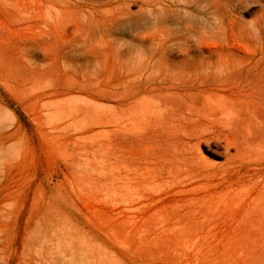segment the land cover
I'll return each instance as SVG.
<instances>
[{
	"label": "rangeland",
	"instance_id": "obj_1",
	"mask_svg": "<svg viewBox=\"0 0 264 264\" xmlns=\"http://www.w3.org/2000/svg\"><path fill=\"white\" fill-rule=\"evenodd\" d=\"M0 264H264V0H0Z\"/></svg>",
	"mask_w": 264,
	"mask_h": 264
}]
</instances>
